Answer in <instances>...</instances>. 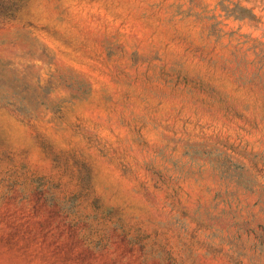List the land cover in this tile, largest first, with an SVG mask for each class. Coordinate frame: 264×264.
Returning a JSON list of instances; mask_svg holds the SVG:
<instances>
[{"label":"rangeland","instance_id":"1","mask_svg":"<svg viewBox=\"0 0 264 264\" xmlns=\"http://www.w3.org/2000/svg\"><path fill=\"white\" fill-rule=\"evenodd\" d=\"M0 264H264V0H0Z\"/></svg>","mask_w":264,"mask_h":264}]
</instances>
